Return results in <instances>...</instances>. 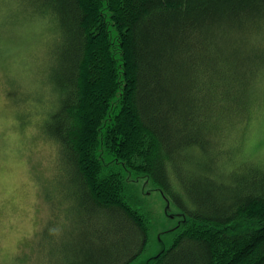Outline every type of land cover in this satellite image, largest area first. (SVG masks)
I'll return each mask as SVG.
<instances>
[{"label":"trees","instance_id":"obj_1","mask_svg":"<svg viewBox=\"0 0 264 264\" xmlns=\"http://www.w3.org/2000/svg\"><path fill=\"white\" fill-rule=\"evenodd\" d=\"M0 4V26L7 17L8 29L21 21L42 35L27 56L33 88L4 74L17 80L14 123L31 115L30 140L54 143L36 195L72 222L82 264H128L146 248L127 170L180 206L169 247L148 264H264V159L234 156L264 105V0ZM47 238L35 251L59 264Z\"/></svg>","mask_w":264,"mask_h":264},{"label":"rangeland","instance_id":"obj_2","mask_svg":"<svg viewBox=\"0 0 264 264\" xmlns=\"http://www.w3.org/2000/svg\"><path fill=\"white\" fill-rule=\"evenodd\" d=\"M3 5L0 4V21L2 17L4 19ZM6 20L8 24H12L7 17ZM7 23H1L0 26V264H57V254L51 251L53 248L58 250L59 264H63V260L67 263L70 258H76V261L82 264L81 256L75 250L76 241L69 233L72 229L70 227L74 226L72 222L64 220L58 209L52 208L51 211L47 205L44 206L40 201L41 197L36 195L34 179H44L45 163L46 166L53 163L54 143L43 138L30 140L32 132L23 129L24 123L33 120L31 115L24 118L23 122L16 119L14 123L12 118L15 108L13 106L17 105L12 97L17 93L16 87L13 86L17 80L13 79L12 75L24 88H33L36 81H33L29 69L26 68L30 64L28 57L37 49L42 35L37 24L25 25L19 21L8 29ZM40 69L37 67L34 70L38 81L44 78ZM4 71L12 75L4 74ZM15 97L19 98L18 93ZM45 105L46 103L36 106L45 108ZM41 122L42 118L36 120L34 127L37 131L41 130ZM242 130L245 132L237 143L238 151L234 153L236 159L240 160L244 156H259L264 159V105L256 110L252 121L247 122ZM223 159L221 156L219 162ZM239 171L241 168L232 170L235 173ZM125 175V181L128 183L127 200L147 214L149 225L145 250L128 264H148L160 250L169 247L173 236L171 229L180 218V206L165 201L160 190L145 177L136 176L128 170ZM54 215L56 218L52 225ZM83 227L89 234L91 227L87 224ZM43 234H53V239L47 238L48 250L51 251L50 260L35 251ZM86 246L91 245L88 243ZM21 258L24 262L20 261Z\"/></svg>","mask_w":264,"mask_h":264}]
</instances>
